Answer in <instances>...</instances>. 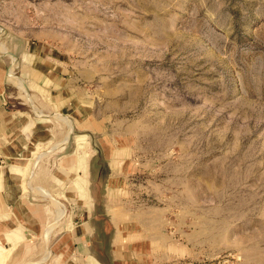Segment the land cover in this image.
<instances>
[{
    "label": "rangeland",
    "instance_id": "rangeland-1",
    "mask_svg": "<svg viewBox=\"0 0 264 264\" xmlns=\"http://www.w3.org/2000/svg\"><path fill=\"white\" fill-rule=\"evenodd\" d=\"M0 66L42 142L0 198L46 212L0 264H67L77 199L107 262L110 219L144 264H264V0H0Z\"/></svg>",
    "mask_w": 264,
    "mask_h": 264
},
{
    "label": "crops",
    "instance_id": "crops-1",
    "mask_svg": "<svg viewBox=\"0 0 264 264\" xmlns=\"http://www.w3.org/2000/svg\"><path fill=\"white\" fill-rule=\"evenodd\" d=\"M37 125L38 123L31 118L30 113L10 110L7 107L5 78L3 68L0 66V163L2 166H5V174H14L13 171L18 174V172H23L28 168L30 161L34 158L33 149H36L42 143L38 142V137H36L37 132L35 131ZM96 156V154L93 155L92 159ZM106 156L109 161L110 157L107 154ZM112 156H114V153L111 155V158ZM82 160L81 157H78L73 160L74 162L69 163L70 160L67 161V157L65 156L60 159V169L67 171H64L65 175L78 174L81 177V174L84 172L78 169L77 173H75V169H77L76 166ZM110 168L112 170V166ZM73 169L74 171H72ZM68 172L72 173L68 174ZM89 175L90 177L92 175L90 166ZM74 184V182H71V185ZM5 190V195L2 196L3 199L0 198V209H2L0 210V232L3 235L2 239H6L7 236L8 240V236L18 230H25L26 234L28 233V235L33 237L35 235H43L46 226V212L44 208L29 202L22 190H19L18 194L17 192L10 194L8 191H11V188L7 184ZM71 193L74 195L75 192ZM8 200L10 203H8ZM74 203H76L77 207V210L73 211L74 218L77 220L75 222L76 226L60 239V245L57 247L61 250L60 246L66 241L72 245L71 252L60 251L59 254L60 257H64L63 254H68L69 260L67 264H144L142 249H140L142 248L140 244L141 240L135 241L132 239V236L118 231L117 226L110 219L108 220L112 227V236L110 237L108 249L109 262L105 261L96 252L94 246L96 240L103 234L99 227L100 223H98L99 217L96 216V206H93L92 211H86L85 208H80L81 206H85L83 204L86 203L81 202L79 199L74 200ZM49 229L50 227L47 233H49ZM107 234H110V232Z\"/></svg>",
    "mask_w": 264,
    "mask_h": 264
},
{
    "label": "bare ground",
    "instance_id": "bare-ground-1",
    "mask_svg": "<svg viewBox=\"0 0 264 264\" xmlns=\"http://www.w3.org/2000/svg\"><path fill=\"white\" fill-rule=\"evenodd\" d=\"M62 119H64V122H66V123L68 122V120H67L66 118H62ZM66 137H67V139L64 141V143H66L67 140H68V138H69V134H68V133H67V136H66ZM58 211H59V210H58ZM59 212H60V211H59ZM60 214H61V213H60ZM58 215H59V214H58ZM58 217H59V216H58ZM54 229H55V228H54ZM52 230H53V229H51V231H49V233H51ZM49 233H47V234L49 235Z\"/></svg>",
    "mask_w": 264,
    "mask_h": 264
}]
</instances>
